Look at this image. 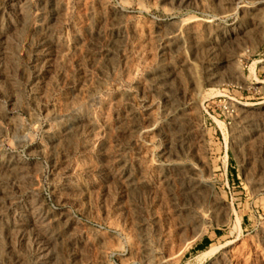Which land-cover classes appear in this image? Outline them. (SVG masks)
<instances>
[{
	"label": "rangeland",
	"instance_id": "rangeland-1",
	"mask_svg": "<svg viewBox=\"0 0 264 264\" xmlns=\"http://www.w3.org/2000/svg\"><path fill=\"white\" fill-rule=\"evenodd\" d=\"M0 264H264V0H0Z\"/></svg>",
	"mask_w": 264,
	"mask_h": 264
},
{
	"label": "crops",
	"instance_id": "crops-1",
	"mask_svg": "<svg viewBox=\"0 0 264 264\" xmlns=\"http://www.w3.org/2000/svg\"><path fill=\"white\" fill-rule=\"evenodd\" d=\"M210 246H211V239L210 238L203 239L200 243H198L195 246V250H196L195 252L206 251Z\"/></svg>",
	"mask_w": 264,
	"mask_h": 264
},
{
	"label": "trees",
	"instance_id": "trees-1",
	"mask_svg": "<svg viewBox=\"0 0 264 264\" xmlns=\"http://www.w3.org/2000/svg\"><path fill=\"white\" fill-rule=\"evenodd\" d=\"M234 176V175H233Z\"/></svg>",
	"mask_w": 264,
	"mask_h": 264
}]
</instances>
